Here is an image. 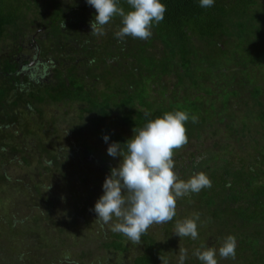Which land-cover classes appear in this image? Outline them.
Instances as JSON below:
<instances>
[{
    "label": "trees",
    "instance_id": "1",
    "mask_svg": "<svg viewBox=\"0 0 264 264\" xmlns=\"http://www.w3.org/2000/svg\"><path fill=\"white\" fill-rule=\"evenodd\" d=\"M161 2L167 11L153 24L150 39L121 41L115 36L119 16L105 26V35L90 33L97 13L86 0H0V264H25L22 255L10 254L19 235L47 243L41 264H52L60 251L72 253L64 264H98L91 260L97 250L127 251L126 236L96 220L95 202L117 162L99 156L98 165L95 146L119 142L123 148L133 128L178 110L190 119L188 143L174 150V167L187 180L203 172L212 186L177 198L176 216L157 224L164 239L146 232L131 244L135 250L127 263L162 264L161 256L178 264L180 249H186L184 264H202L195 251L213 247L218 264H264V0H215L210 8L200 7L199 0ZM118 4L131 10L126 0ZM36 48L37 68L47 69L43 79L20 71ZM171 75L172 94L181 85L188 90L182 102L164 103L165 88L153 86ZM217 103L225 112L219 119L227 134L223 152L231 154L227 139L233 136L241 150L248 142L249 159L220 156L217 142L184 167L181 150L211 136L205 125L211 127ZM234 105L247 111L238 130L229 112ZM50 108L55 113L47 119ZM70 113L66 131L78 139L71 136L59 146L65 137L57 122ZM250 123L262 131L255 132L261 141H247ZM17 167L22 170L13 176L10 170ZM15 207L25 211L16 222ZM195 213L198 239L182 237L177 244L168 237L177 221ZM228 235L237 240L235 259L218 253Z\"/></svg>",
    "mask_w": 264,
    "mask_h": 264
},
{
    "label": "clouds",
    "instance_id": "2",
    "mask_svg": "<svg viewBox=\"0 0 264 264\" xmlns=\"http://www.w3.org/2000/svg\"><path fill=\"white\" fill-rule=\"evenodd\" d=\"M96 10L90 21L91 34L105 35V26L119 16L121 27L115 36L123 41L132 37L147 41L153 35V24L164 20L167 11L161 0H126L129 11L118 4V0H86ZM215 0H199V6L210 8ZM65 28V24H62ZM190 119L188 112H166L162 117L149 120L143 127L133 128V136L123 143L113 142L107 148V154L122 159L117 167L110 169L102 188L103 194L95 202L96 220L102 224H111V230L126 236L131 242L139 243L153 224L172 221L176 216L177 198L192 193L198 194L202 189L211 188L210 178L203 172L191 176L187 181L178 178L174 171V150L181 149L188 143L185 123ZM193 123L198 117L191 116ZM107 143L109 137L103 136ZM200 215L177 221L174 234L178 237L198 239ZM237 240L228 235L218 249L223 259H235ZM194 255L202 264H218L217 249L205 247L197 249ZM69 254H65L67 260ZM23 257L21 256V259ZM187 250L180 249L178 264H184ZM162 264L168 261L160 256ZM63 264V262H62Z\"/></svg>",
    "mask_w": 264,
    "mask_h": 264
},
{
    "label": "rangeland",
    "instance_id": "3",
    "mask_svg": "<svg viewBox=\"0 0 264 264\" xmlns=\"http://www.w3.org/2000/svg\"><path fill=\"white\" fill-rule=\"evenodd\" d=\"M156 44V43H154ZM157 45H159L157 43ZM26 47V46H25ZM24 47L23 53L26 54L27 53V49ZM176 79L173 75L168 76V77H164L162 79H160L158 82L155 81V83L153 84V86H156L158 84V88L160 89V87H164L165 88V94L166 96L164 97V103H166L169 100H176V101H180L182 102L181 96L187 95L188 90H184L183 85H181L178 89L177 94H172L171 91L172 89H174V83H175ZM183 92V93H182ZM195 91L192 92L191 95H195ZM197 95H199L197 93ZM155 97L156 100H161L160 97L155 93ZM216 113L217 115L215 116L214 120L211 121V127L208 125H205V127L207 126L208 129L206 131H209L211 136L209 134L203 136L200 140L196 141V140H192L190 145L185 146L180 154L183 157V166L185 167L186 164H190L191 161L196 160L199 161L202 157H198L200 154L203 153V149L204 148H208V147H212L213 144L220 142V145L217 148L216 152H219V155L224 157V158H229L232 159L233 161H237V159H239L240 157L245 158L246 160L249 159V153L251 152L250 148L248 147V142H247V147H244L243 149H246L245 151H242L240 148V145L242 143H234V138L233 136L230 137V139H227V142L229 143L228 145H230L229 150H231V154L228 152H223V148H224V143L225 141L222 139V136H224L226 134V131L223 132V125L219 123V119L224 117L225 112L222 111V109H219V104H216ZM219 107V108H218ZM250 107V106H249ZM256 109V108H255ZM229 112H232L233 114V119L232 121H234V128L236 130H238V128L240 127L239 124V119L240 117H242L247 111H245V108L243 106L240 107H235V105L233 106V109H230ZM54 109L50 108V110L46 109V115H44L45 117H47V119L52 118V115H54ZM71 116V113L68 116H62V119L60 117L59 122H57V125H59L60 129L59 131L64 135L65 139L62 138L59 146H63V145H67L68 144V139L71 136H74L75 139H78V137H76L73 134H70L69 132H67L66 130L69 128L68 126L70 125V122L72 120V118L68 121V118ZM72 117V116H71ZM54 118V117H53ZM68 121V122H67ZM250 131L252 132L251 134H249V137L247 141L250 140V138H254L258 139L259 141H261L258 136L260 134H255L256 131H258V129H256V126L250 123ZM212 132V133H211ZM259 133H262L261 130L258 131ZM227 135V134H226ZM225 135V137H226ZM67 138V140H66ZM73 140V139H72ZM110 144H104V145H96L95 149V155L97 157V159H94V161H96L98 163V165L100 164V162H98V158L99 156L105 157L108 161H115L117 162V166L119 165V162L121 160V158L119 156L113 158L111 156H109L107 154V148ZM228 150V151H229ZM205 151V149H204ZM17 170H22L21 168L19 169L17 167V169H12L10 170V173L14 176V172ZM174 171L177 174L178 178L181 180H187L186 176L180 174L179 169L174 167ZM186 173L188 174V169L186 171ZM7 205L9 206V204L7 203ZM19 207H15L14 210H11L13 212V215L15 216V222L17 220H19L24 214L25 211L18 209ZM16 212V213H14ZM184 220V219H183ZM182 221V220H181ZM116 222L115 218L113 219L112 222L109 223V227H111V224ZM174 230L175 227L171 229V231H169L170 233L168 234V237H174L176 238L177 244H180L181 242V238L178 237L177 235L174 234ZM147 232H152V234H155V237L159 238V239H164L165 234H163L160 231V228L157 227V224H153ZM98 235V234H97ZM170 235V236H169ZM15 240L19 243L18 246L15 247V245H13L14 247L12 248L13 251L10 252L11 256H17L18 254L24 259L25 264H41V260L46 259L45 257L48 256V251H49V247L47 245V243L41 242L39 241V239L37 238H32L29 235H19L15 238ZM14 242V241H12ZM16 242V243H17ZM179 242V243H178ZM131 244H136L131 242L127 237H126V246L129 247L131 250H127L125 252L122 253H118V252H114V251H104V250H97L96 251V255L93 259V261H97L98 264H128L127 262H129L131 260V258L133 257V250L134 247H132ZM183 244V243H181ZM62 250V249H61ZM65 249H63L62 251H64ZM66 253H62L61 251L54 257L55 259L52 260V264H54L56 262V260H61L59 262H57L56 264H62L63 261H67L70 259L65 260V254H68L67 251H64ZM69 254H72L71 252ZM176 257V255H175ZM32 258V259H31ZM70 258V255L69 257ZM178 257L176 259H174L175 261H177ZM64 264V263H63ZM94 264V263H93Z\"/></svg>",
    "mask_w": 264,
    "mask_h": 264
},
{
    "label": "flooded vegetation",
    "instance_id": "4",
    "mask_svg": "<svg viewBox=\"0 0 264 264\" xmlns=\"http://www.w3.org/2000/svg\"><path fill=\"white\" fill-rule=\"evenodd\" d=\"M29 55V54H28ZM28 55H26V56H28ZM33 56H32V58H28V59H30V61L26 64V69L24 70H22V67L24 66V64L23 65H20V71H21V75L22 76H24V74H27V75H31V76H33V75H38L36 78L37 79H41V76H42V79L45 77L44 75V73H42V71H45V70H47L46 68L45 69H40V68H42V67H39V69L37 68V64L39 63V50H38V48H36V50H34L33 51V54H32ZM28 57H30V56H28ZM24 59H27V58H24ZM17 60H19V58L17 59ZM45 64H46V62L48 63V62H50V61H47V60H45V59H43L42 60ZM43 62H40V63H43ZM40 73H42L41 75H40Z\"/></svg>",
    "mask_w": 264,
    "mask_h": 264
}]
</instances>
